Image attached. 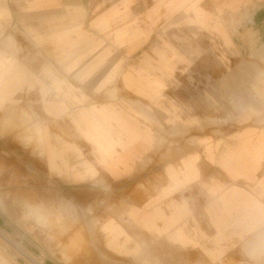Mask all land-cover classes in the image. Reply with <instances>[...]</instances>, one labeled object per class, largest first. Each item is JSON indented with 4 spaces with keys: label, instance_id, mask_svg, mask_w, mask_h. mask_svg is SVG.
Listing matches in <instances>:
<instances>
[{
    "label": "crops",
    "instance_id": "crops-1",
    "mask_svg": "<svg viewBox=\"0 0 264 264\" xmlns=\"http://www.w3.org/2000/svg\"><path fill=\"white\" fill-rule=\"evenodd\" d=\"M240 2L254 6L261 32L264 0H0V119L13 120L11 110L31 107L41 121L33 137L23 136L27 144L34 138L39 152L0 136V197L9 192L36 204L63 198L94 209L105 243L116 252L132 240L127 222L217 259L233 240L228 223L249 193L221 189L210 170L251 179L264 157V130L256 142L246 135L220 154L210 145L207 154L195 149L161 161L153 157L143 168L141 163L155 151L159 128L169 127L164 120L178 117L166 92L176 71L190 68L188 54L198 52L187 37L211 33L234 47L221 11ZM6 53L12 56L7 72ZM206 171L210 176L203 179ZM154 178L166 184L143 201L135 183L124 188ZM198 182L207 184L211 233L194 222L186 199ZM124 198L130 204L119 216Z\"/></svg>",
    "mask_w": 264,
    "mask_h": 264
},
{
    "label": "rangeland",
    "instance_id": "rangeland-1",
    "mask_svg": "<svg viewBox=\"0 0 264 264\" xmlns=\"http://www.w3.org/2000/svg\"><path fill=\"white\" fill-rule=\"evenodd\" d=\"M222 9V19L235 41V46L230 49L224 47L221 39L215 35L210 36L211 33L203 32L197 37H187L188 44L196 41L198 52L188 54V60H192L188 61L190 68L185 74L182 73L183 70L176 71L166 92L175 99L170 104L176 105L178 117L173 121L164 120L169 127L159 128L155 151L146 156L141 163L142 168L156 156H159L161 161L195 149L207 154L206 148L210 145H213L212 150L215 153L220 154L224 146L230 145L233 140L248 135L252 142H256L257 136L263 132L264 24L260 32L259 22L254 20V6H246V2H240L235 9L225 5ZM255 86L261 90L260 94L254 91ZM239 100L242 104H246L245 109L239 106ZM248 106L253 110H249ZM11 111H16L13 120L0 119V136L11 137L18 146L29 148L32 153L39 152L40 148L34 138L30 139L28 144L23 138L28 134L33 137L35 124L41 122L33 108L28 107L23 111L20 107H16ZM210 171L223 190L234 187L244 193L247 191L249 195L264 192L262 182L264 157L251 179L229 178L221 170ZM202 176L203 179H208L210 172L206 171ZM133 183L140 201L156 194L166 184L161 178L141 179L129 181L124 184V188ZM204 184L206 183L198 182V186L194 188L195 194L191 190L185 194L194 222L211 233L212 228L205 203L209 200V196ZM10 200L13 204L4 206L7 203L3 202ZM53 201L43 200L36 204L31 198L10 196L9 192L0 197L2 217L0 218V264H241L242 262L238 248L231 243L232 239L226 242L229 244L225 243L228 248L217 259L212 260L199 248L193 251L190 250L191 248H180L162 238L148 236L139 229L129 226L127 222L124 226L132 236V240L127 244L126 249L116 252L105 243L100 229L103 220L94 209L84 211L77 205L67 203L63 198ZM129 204V200L124 198L119 216ZM5 208L13 211L5 212ZM19 209L22 211L19 212ZM109 210L111 208H108V214L114 216L115 213ZM135 249H138L137 252Z\"/></svg>",
    "mask_w": 264,
    "mask_h": 264
},
{
    "label": "clouds",
    "instance_id": "clouds-1",
    "mask_svg": "<svg viewBox=\"0 0 264 264\" xmlns=\"http://www.w3.org/2000/svg\"><path fill=\"white\" fill-rule=\"evenodd\" d=\"M2 63L7 72L12 63L10 53L4 55ZM228 227L242 256L241 264H264V192L245 195Z\"/></svg>",
    "mask_w": 264,
    "mask_h": 264
}]
</instances>
